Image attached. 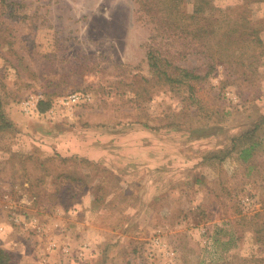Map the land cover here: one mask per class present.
I'll return each mask as SVG.
<instances>
[{
    "label": "rangeland",
    "instance_id": "obj_1",
    "mask_svg": "<svg viewBox=\"0 0 264 264\" xmlns=\"http://www.w3.org/2000/svg\"><path fill=\"white\" fill-rule=\"evenodd\" d=\"M244 8L261 43L248 41L242 68L217 63L190 98L152 77L148 50L168 41L152 39L133 0H0L9 264H264V0ZM207 61L172 59L200 75ZM30 95L47 110L25 111ZM70 95L81 98L65 104ZM115 145L120 178L109 160L77 155Z\"/></svg>",
    "mask_w": 264,
    "mask_h": 264
},
{
    "label": "trees",
    "instance_id": "obj_2",
    "mask_svg": "<svg viewBox=\"0 0 264 264\" xmlns=\"http://www.w3.org/2000/svg\"><path fill=\"white\" fill-rule=\"evenodd\" d=\"M133 1L140 17L153 26L152 39L160 36L168 41L163 46L152 45L148 50L152 77L156 82L169 84L173 88L183 87L190 98H193L194 84L204 81L217 63L236 62L242 68L246 65L243 60L248 41L261 43V38L257 36L258 29L245 20L243 13L244 7L260 0H244V5L224 8L215 6L216 0H191L190 10L187 9V0ZM232 10L239 13L235 21L229 24L226 17ZM238 19L244 24L237 22ZM175 40H179L182 47L171 51ZM184 51L198 52L208 60L203 75L172 62L175 54ZM49 105V100H39L37 111L42 113ZM96 200L94 198V204ZM3 253L0 250V264H9L2 257Z\"/></svg>",
    "mask_w": 264,
    "mask_h": 264
},
{
    "label": "crops",
    "instance_id": "obj_3",
    "mask_svg": "<svg viewBox=\"0 0 264 264\" xmlns=\"http://www.w3.org/2000/svg\"><path fill=\"white\" fill-rule=\"evenodd\" d=\"M72 154H74V153H72ZM77 155L81 156V157H85L86 159L96 163L97 165H100L101 161H103L104 159L109 160V162H111V164L105 163V164H107V166H105V164L102 163L101 165L105 166L106 169L109 170L110 172L115 173V175L118 176V178H120V175L123 174L124 172H128L125 169L126 165L123 164L125 159H126V153L125 152L123 153V151L120 150L116 145H115V147H108V148H105L102 150H100V149H97V150L88 149L87 150L86 149L84 152H79ZM62 156L65 157V155H62ZM136 159L137 158L132 157L129 160H132V162L131 161L130 162L134 163L136 161ZM20 246L23 247L24 243H20ZM21 252H23V251H21Z\"/></svg>",
    "mask_w": 264,
    "mask_h": 264
},
{
    "label": "built area",
    "instance_id": "obj_4",
    "mask_svg": "<svg viewBox=\"0 0 264 264\" xmlns=\"http://www.w3.org/2000/svg\"><path fill=\"white\" fill-rule=\"evenodd\" d=\"M80 98H81L80 95H70V96L64 98V103L71 105V104L77 103ZM39 100H42L41 97L30 95L23 102L24 110L27 111V112L28 111L36 112L37 111V108H36L37 107V102ZM55 246H56V244L54 242L51 243V245H50L51 248H54ZM62 250L66 251L65 248H63Z\"/></svg>",
    "mask_w": 264,
    "mask_h": 264
}]
</instances>
